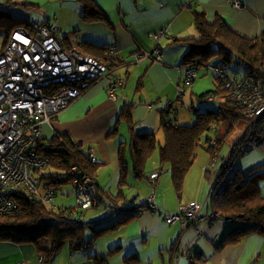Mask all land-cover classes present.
<instances>
[{"label": "crops", "instance_id": "crops-1", "mask_svg": "<svg viewBox=\"0 0 264 264\" xmlns=\"http://www.w3.org/2000/svg\"><path fill=\"white\" fill-rule=\"evenodd\" d=\"M9 1L17 3L13 9L17 17L31 22L51 23L56 15L60 39L65 45L76 46L85 54L91 52V46L84 43L116 48L121 64L115 74L126 79L125 87L118 91L119 100L113 101L109 97L108 80L101 79L89 85L80 97L46 122L42 132L45 139H51L58 132L69 133L77 143L94 151L95 160L102 163L98 171L100 178L97 177L100 193L107 192L105 199L108 203H112L110 196L119 189V147L125 149L121 143H128L131 136L127 125H120L119 121L125 104L135 103L131 113L135 133H155L160 143L164 140L162 111L170 101L177 108L176 94L184 83L188 67L184 64V56L189 48L177 40L200 37L193 10L206 12L209 22L221 15L234 31L250 39L264 32V0H241V8L233 5L234 0H86L90 6L88 12L83 0ZM32 2L34 4L30 5ZM162 28L169 32V37L161 41L163 61L147 58L135 61L136 53L155 48L152 35ZM218 62V57H215L208 67H200L197 77L198 74L208 75L213 82L217 81L214 67ZM236 68L242 71L239 64ZM140 82L143 84L141 89L138 88ZM194 87H197L196 82ZM188 94H192V90L182 99ZM208 154L196 158L186 175L181 197L172 186L169 164L160 165L157 157L150 165L153 172L161 170L157 183L153 184L148 178L138 179L131 169L128 184L122 189L128 200L126 206L144 204L154 191L156 204L166 214L177 212L181 204L190 201L204 202L203 218L197 222L201 231L188 221L167 223L161 209L162 215L142 210L126 225L98 236L93 248L79 251V259L73 258L70 264H98L99 261L93 257L95 254L97 258L103 257L105 264H128L126 260L133 255L138 257V261L133 260L136 264H192L186 254L197 246V251H204L203 259L207 264H264V237L261 235L243 237L240 242L215 251L237 224L221 218L209 223L206 219L213 212L206 204L210 192L206 180L210 161ZM62 202L60 198L58 203ZM104 208L102 213L98 211L100 208L86 212L85 219L106 217L111 210ZM57 256L53 260L58 261ZM53 260L50 264H55ZM19 261L42 264L33 244L0 242V264Z\"/></svg>", "mask_w": 264, "mask_h": 264}, {"label": "trees", "instance_id": "trees-1", "mask_svg": "<svg viewBox=\"0 0 264 264\" xmlns=\"http://www.w3.org/2000/svg\"><path fill=\"white\" fill-rule=\"evenodd\" d=\"M83 1L88 12L90 10L88 1ZM33 4V2L30 3V5ZM16 5L17 3L13 1L0 0V30L5 31L3 47L15 29L30 28L31 21L19 18L13 13ZM193 15L200 37L177 40L189 48L184 56L186 66L197 64L199 68L208 67L209 62L218 57L217 65L225 63L230 69L239 73V68H236L239 64L243 68V71H240L242 75H254L264 79V32L250 39L234 31L221 15H217L212 22L208 21L204 11L193 10ZM58 38L60 39L59 36ZM60 41L64 42L61 39ZM84 44L91 46V52L88 54L82 52V54L107 59L105 54L107 47H99L91 43ZM63 45L66 48L72 47L64 43ZM120 64V59H117L113 67H119ZM221 80L218 76L217 81L214 80L216 86L198 95L200 100L205 101H208L209 96H213L218 105L202 111L195 108L196 118L192 125L176 123L177 108L172 119L166 121L165 115L173 106V102H168V106L162 111L161 124L164 130L162 144L155 133L137 134L134 132L131 113L135 103L125 104L119 121L120 125L122 123L127 125L131 136L128 143H121L126 147L125 149H122V146L119 147L120 181L118 192L110 196L112 203L106 201L105 198L108 196L106 191L103 190L104 194L100 193L97 174L102 163L91 158L88 147L77 143L66 132H58L51 139H45L42 135L38 154L47 158L49 164L39 173L40 179L45 182L41 193H44L48 186L55 191L56 198L59 194L68 198V193L63 194L64 192L61 191L65 185H69L72 187L76 202L75 187L72 181L80 175H87L97 187V203L86 208L76 203L59 204L56 198L52 203H44L41 199L29 198L24 191H14L16 209L12 213L0 214V242L33 244L42 264H50L60 250L66 246L72 252L90 251L98 236L126 225L138 217L142 210L153 212L147 201L144 204L126 206L128 200L123 196L122 189L128 184L131 169L138 179H150L153 172L150 165L157 156L160 165L169 164L172 186L177 196L181 197L186 175L197 158V147L202 141L204 142L202 146L211 156L206 170V177L211 182L206 204L218 212L221 219L228 218L227 220L237 224L233 232L223 239L215 251L231 243L240 242L243 237L249 235L257 234L264 237V194L259 184V179L264 174H253V171L248 173L235 171L229 176L231 166L239 155L249 150L256 138L264 135V116L254 121L247 118L222 87ZM194 84L189 87L188 92ZM142 86L140 82L138 88L141 89ZM182 97L184 98V94ZM176 98L179 99L177 94ZM235 129L240 130L239 136L231 144L229 154L220 156L222 146ZM209 131H214L215 134L204 137L203 135ZM215 156L217 159L221 157L222 162L219 167L212 170L210 164ZM72 165L77 166L76 173H71ZM157 171L161 174V170ZM103 204L111 210L106 217L98 220L85 219V211L91 208L99 209ZM157 214L162 215L163 213ZM165 216L164 214V220ZM196 249L199 247L197 246ZM196 249L187 251L186 255L191 263L207 264L203 259L204 251ZM116 250H110L108 254ZM93 257L99 261L98 264H105L103 257L97 258L96 254ZM133 260L138 261V257L133 255L126 261L128 264H136Z\"/></svg>", "mask_w": 264, "mask_h": 264}, {"label": "built area", "instance_id": "built-area-1", "mask_svg": "<svg viewBox=\"0 0 264 264\" xmlns=\"http://www.w3.org/2000/svg\"><path fill=\"white\" fill-rule=\"evenodd\" d=\"M233 5L241 8L243 2L234 0ZM53 18L51 23L31 22L30 28L15 29L0 50V214L16 209L14 191H24L29 198H38L44 203L55 201L56 193L52 188L47 186L41 193L39 173L49 164L47 158L38 154L44 124L80 97L92 83L107 79V92L113 101L119 100L118 91L126 85L125 77L115 74L117 67H113L119 59L115 46L105 50L106 60L84 55L76 46L66 48L57 36L56 15ZM164 37H169L167 28L153 33L155 48L136 53L134 60L147 58L162 62ZM214 68L222 79V87L247 118L254 121L264 116V79L238 75L225 63ZM198 71L197 64L188 65L184 83L177 91L179 99L195 83ZM208 101H215V97L209 96ZM175 112L173 104L165 115L166 121H170ZM89 150L95 160L94 151ZM216 159L215 156L212 161ZM76 172L77 166L72 165L71 173ZM159 176V171L152 172V183H156ZM72 183L78 206L86 208L97 203L98 190L89 176L80 175ZM146 201L153 212H162L155 202L154 191ZM203 208L204 204L198 201L181 204L177 212L165 214V221L171 224L185 220L201 231L197 222L203 218ZM219 218L215 210L206 217L209 223Z\"/></svg>", "mask_w": 264, "mask_h": 264}, {"label": "rangeland", "instance_id": "rangeland-1", "mask_svg": "<svg viewBox=\"0 0 264 264\" xmlns=\"http://www.w3.org/2000/svg\"><path fill=\"white\" fill-rule=\"evenodd\" d=\"M4 39H5V31L1 29L0 30V50L2 49V47L4 45ZM203 69H205V68H203ZM241 70L243 71L242 67H241ZM239 75H241V72H239ZM195 82L197 83V87H194V86L192 87V89H191L192 94H188L186 96V98L183 100H181V99L175 100V102L177 104V108H178V112H177L176 118H175V121L177 124H190V125H192L195 122V118H196L195 117L196 116L195 108L202 111V110H206L208 108H215L218 105V103H216L215 101L209 102V101H205V100H200L198 98V95H200L201 93H203L206 90L211 89V87L214 85L215 82H213V79L211 78V76L210 77L208 75H206V76L200 75L199 76V74H198V77H197ZM214 86H216V85H214ZM191 95H192V100H191ZM221 126H223V125H221ZM219 128H220V126H219ZM239 132H240L239 129H235L231 133L228 141L225 142L224 145L222 146L220 156H227L229 154L230 146L234 142L236 137L239 136ZM214 134H215L214 131H209V132H206L203 136L204 137H206V135L212 136ZM260 137L255 139V141L252 143V145H250L249 150L244 151V152H242L241 155H239L237 160L231 166V171L229 172V176L232 175L235 171H241L243 173H248V172L253 171L252 172L253 174H258V173L264 174V135L263 136L261 135ZM213 138H214V136H213ZM163 142H164V140H161V144ZM203 143L204 142L202 141L200 143V145L197 147V158L198 159L200 157L202 158L203 155L208 154L207 150L204 147H202ZM208 155H210V154H208ZM209 157H211V156H209ZM221 162H222L221 157H219L217 160L212 161L210 164L211 169L213 168L212 170H214V168L216 169L217 167H219ZM209 163H210V161H209ZM97 177L100 178L99 172L97 174ZM206 180L208 181L209 186H211V182L207 177H206ZM43 183H45V182L42 179V186H41L42 190L44 187ZM259 184L261 185L262 192L264 194V175L262 178L259 179ZM61 192L62 193L64 192L63 194L68 193V198H64L61 194H59V196L56 198L57 202L60 201V198H61L63 200L62 203H68V204H75L76 203L75 198H74V193L72 192L71 186L65 185ZM205 199H206V196H205ZM206 202L208 203L207 200H206ZM201 203H204V202H201ZM158 207L160 208L159 205H158ZM92 210L95 211L94 208H91L85 212H89ZM98 211H100V213L105 211L104 206H102ZM163 213H165V211H163ZM108 214H109V212L106 213V215H108ZM118 218H119V215H118ZM86 220H88V218H86ZM57 255L56 256H57L58 261L53 260V261H55L54 262L55 264H70V262L73 258L76 257V259H79V251L72 252V251H70L68 246H66L62 250H60V252Z\"/></svg>", "mask_w": 264, "mask_h": 264}, {"label": "water", "instance_id": "water-1", "mask_svg": "<svg viewBox=\"0 0 264 264\" xmlns=\"http://www.w3.org/2000/svg\"><path fill=\"white\" fill-rule=\"evenodd\" d=\"M226 219H228V218H226Z\"/></svg>", "mask_w": 264, "mask_h": 264}]
</instances>
